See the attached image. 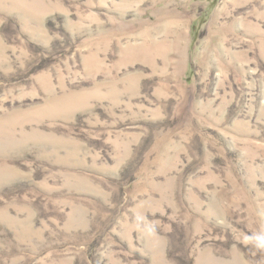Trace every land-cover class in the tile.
Instances as JSON below:
<instances>
[{"label": "rangeland", "instance_id": "1", "mask_svg": "<svg viewBox=\"0 0 264 264\" xmlns=\"http://www.w3.org/2000/svg\"><path fill=\"white\" fill-rule=\"evenodd\" d=\"M0 264H264V0H0Z\"/></svg>", "mask_w": 264, "mask_h": 264}]
</instances>
